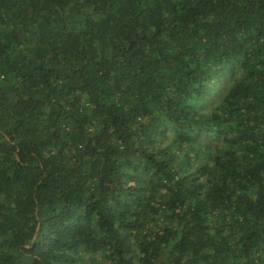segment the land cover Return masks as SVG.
Segmentation results:
<instances>
[{
  "label": "trees",
  "instance_id": "1",
  "mask_svg": "<svg viewBox=\"0 0 264 264\" xmlns=\"http://www.w3.org/2000/svg\"><path fill=\"white\" fill-rule=\"evenodd\" d=\"M0 264H264V0H0Z\"/></svg>",
  "mask_w": 264,
  "mask_h": 264
}]
</instances>
